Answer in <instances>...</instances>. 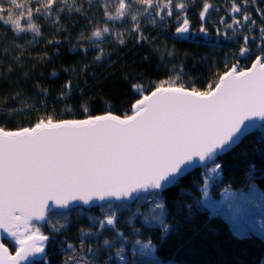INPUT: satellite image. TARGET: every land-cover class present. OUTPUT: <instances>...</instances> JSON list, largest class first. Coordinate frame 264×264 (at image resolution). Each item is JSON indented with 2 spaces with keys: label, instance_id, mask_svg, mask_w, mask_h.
<instances>
[{
  "label": "snow or ice",
  "instance_id": "snow-or-ice-1",
  "mask_svg": "<svg viewBox=\"0 0 264 264\" xmlns=\"http://www.w3.org/2000/svg\"><path fill=\"white\" fill-rule=\"evenodd\" d=\"M192 2L102 0V8L106 21L127 23L130 20L132 27L125 31L140 43L147 39L141 21L150 18V23L157 24V16L161 20L175 19L176 37H191L196 31L207 35L209 30L203 23L197 30L192 28L187 17ZM201 2L203 7L198 15L203 21L216 6L211 0ZM87 3L90 8L100 6V0H87ZM251 3L252 0H230L227 11L234 14L230 17L231 23L225 17H220L219 23L224 24L225 29H237L233 35L239 34L242 40L241 59L252 53L250 42L258 39L254 59L250 66H241L237 59L205 90L185 86L180 72L159 82H149L147 86L140 82L144 79L140 75L137 82L130 84L134 96L139 98L134 99L123 114H116L111 108L92 114L85 106L83 118L58 119L45 111L34 122L14 128L5 121L11 122L17 115L33 111V106L25 99L27 93L16 91L11 95V100L19 107L10 106L9 98L0 95V233H7L15 246L13 253L0 242V264H42L47 256L49 235L35 222L45 221L56 208L68 209L78 201L91 204L96 199L132 197L141 192L156 196L177 186L198 164L206 169L202 187L203 195L208 196L206 189L212 178L209 173L221 169L218 155L241 142L254 127L252 121L264 120V20L258 24L257 18L245 7ZM76 4L77 0H25L24 4L18 0H0V21L9 25L13 32L11 48L20 52L19 56H12V66L3 64L9 57V46L4 43L9 38L0 33V81H10V73L24 54L23 46L16 44L20 34L31 32L35 34L33 39L41 34L40 27L33 22L34 17L43 15L58 24L60 13L65 11L83 12L87 16L83 4L79 7ZM257 8L264 17V8L259 5ZM246 25L253 30L258 27L259 38L254 31L252 35L247 34ZM216 31L219 33V27ZM106 34H114L116 42L125 44V32L104 23L94 26L90 36L81 33L85 42L79 49L87 53L95 48L93 61H102L108 55L101 46ZM223 34L227 35V31ZM168 54L174 55V52ZM144 59L147 61L148 57ZM179 69L183 71L182 64ZM73 87L71 80L63 85L68 92ZM83 91L80 90L81 96ZM67 94L61 92L62 96ZM40 95L47 97L49 92L40 89ZM37 103L46 107L45 101ZM155 209L160 211L151 221L158 224L161 240H164L174 226L164 218L163 199L155 204L154 212ZM61 215L66 221V214ZM148 220L149 217H145V221ZM116 222L117 216L112 213L101 220L99 226L103 228L105 224L115 225ZM66 226V223H50L53 232ZM110 243L104 241L105 245ZM80 247L84 248L83 240ZM68 248L74 246L68 244ZM145 249H154L150 239L143 244L141 252ZM88 251H93L91 246ZM123 252V247L116 252L121 260ZM146 254L151 255V252ZM71 259L76 260V257ZM76 264H89V261L81 258Z\"/></svg>",
  "mask_w": 264,
  "mask_h": 264
},
{
  "label": "trees",
  "instance_id": "trees-1",
  "mask_svg": "<svg viewBox=\"0 0 264 264\" xmlns=\"http://www.w3.org/2000/svg\"><path fill=\"white\" fill-rule=\"evenodd\" d=\"M18 2L24 4L25 0ZM211 2L219 11L216 7L210 9L203 21L198 15L203 7L201 0H193L187 9V17L195 30L199 29L201 23L209 30L207 35L196 31L195 37L187 39L175 36L177 23L174 18L159 22L156 28L147 29L149 33L143 34L147 39L140 43L124 27L114 28L112 23L105 22L112 29L125 32V44L121 45L116 42L115 36L111 37L104 46L108 55L99 62L93 61L95 48L85 53L79 46L85 42L81 33L90 36L95 24L104 17L101 0L100 6L92 8L88 6L87 0H77L76 7L83 4L87 16L83 12L65 11L60 13L58 24L43 15L34 17L33 22L40 27L41 34L28 43L22 39L25 35L17 38L24 54L20 57L19 65H15L14 71L10 73V81H0V95L9 98L10 106L19 107L13 103L11 95L20 91L27 93L25 99H29L34 110L17 115L11 122L5 121L6 125L13 128L26 126L44 115L45 111L58 119L83 118L85 106L92 114H101L109 108L116 114H123L132 101L139 98L134 96L130 84L137 82L140 75L144 77L140 82L147 86L149 82H159L180 72L185 86L205 90L209 83L217 79L218 74L227 70L226 66L237 59H240L241 66H250L257 51L255 45L258 39L250 42L252 53L241 59L239 48L242 40L239 34L233 35L237 29H225V25L219 23L220 17H225L231 23L230 17L234 14L227 11L230 0ZM257 5L264 8L260 0H252L251 5L245 7L253 13L259 24L264 17L260 16ZM35 6L33 3L32 7ZM99 8L102 18L98 15ZM3 26L4 23L0 21V33L9 38L4 42L9 46V57L2 63L12 66V56H19L20 52L11 48L12 36L3 30ZM125 26L129 28V25ZM225 31L227 35L223 34ZM244 31L249 35L254 31L257 38L260 36L258 27L253 30L246 25ZM169 52H174V55H169ZM145 56L148 57L147 61ZM181 64L183 71L179 69ZM174 65L177 67L174 68ZM69 80L74 85L70 92L63 88ZM40 89H47L49 95L41 96ZM81 89L84 90L82 96ZM62 91L68 94L62 96ZM37 101H45L46 107ZM217 160L223 175L212 183L211 190L215 198H220L225 188L248 189L252 183L264 192V124L247 134L235 147L220 154ZM205 173L204 166H199L185 174L177 186L156 196L146 194L132 203L109 202L52 212L48 221L39 225L49 235L47 256L42 264H63L65 253L62 248L69 243L78 248L81 240L92 247V252L97 253L92 261L103 263L111 259L118 248L130 251L134 249L136 241L149 239L155 247L156 257L163 262L264 264V235L253 230L237 234L228 220L203 205ZM161 199L165 203L164 218L174 226L164 240H161L158 224L151 221L156 214L153 208ZM112 213L117 216L116 224H105L100 228L99 222ZM61 214H66V221ZM145 217H149V220L145 221ZM57 222L66 223V228L53 232L50 223ZM105 240L111 243L105 245ZM4 242L15 251L10 240ZM144 264L157 263L150 261Z\"/></svg>",
  "mask_w": 264,
  "mask_h": 264
},
{
  "label": "rangeland",
  "instance_id": "rangeland-1",
  "mask_svg": "<svg viewBox=\"0 0 264 264\" xmlns=\"http://www.w3.org/2000/svg\"><path fill=\"white\" fill-rule=\"evenodd\" d=\"M101 13H102V11L99 8L98 15H100L102 18ZM156 19H157V24L150 23V18H145L141 21V27L143 29V34L149 33V31H147V29L149 30L153 27L156 28V27H158L159 22L164 21V20H161L159 18V16H157ZM105 22H108L110 24L112 23L113 24L112 27H114V28H116V26H122V28L124 27V29H126L127 27L125 25H129V28L132 27V22L130 20L127 23L125 21H122V20L105 21L104 17L95 25L102 26ZM22 23H23V21H22ZM192 28H193V30H195L193 26H192ZM3 30L10 32V35L13 36V32L10 30L9 25L4 24ZM119 31H121V30H119ZM121 32H123V31H121ZM22 35H25L24 38H22V39H25V42L28 43V42H31L33 40V37L35 34H33L31 32H25V33H21L20 37ZM108 36L113 37L114 34H106V38L103 39L101 46L104 47L105 44L107 43V41L110 39V38H107ZM18 39H19V37H18ZM93 40H96V38H93ZM18 43H21V42H19V40H17L16 44L18 45ZM208 167L211 168L212 165L209 163ZM191 172H192V170H191ZM209 175L212 178L210 180H208V187L206 189V191L208 192V196L205 197L203 195V197H202L203 205L208 207L213 213H218V214L222 215L226 220H228L229 223L231 224L232 229L237 234H244V233H247L249 230H253V231H255L261 235H264V192L257 185L252 183L248 189L236 190V189H233L231 187L225 188L221 192L220 198L217 199L212 194V190H211L212 189V183L215 179L219 178L223 174L221 172V169H219L217 171V173H209ZM204 191H205V189L203 188V192ZM143 196L144 195H141L138 198H141ZM112 202H114V201H112ZM121 203H124V202H121ZM80 206H84V205L71 206L69 208V210L76 208V207H80ZM69 210L67 209V210L58 211V212H65V211H69ZM155 210H156V213H158L160 211V209H155ZM52 212H54V211H52ZM52 212H50V213H52ZM48 216H49V214H48ZM35 223H37V225L39 226L41 224H44L45 222L44 221H36ZM5 240H11V238L7 237L6 239H4V241ZM147 242L148 241H141V243H139V244L135 243L133 250L124 251L122 253V255L124 257L123 260H121L120 257L116 255V252H117L116 251V252H114V255L111 257L112 260L108 259L107 261H105L103 263H95L92 261L93 257H95L97 253L95 254V252L91 253L88 251V247L90 246L89 244H84V248H81L80 246L77 248V247H75L74 244L69 243V244H72L74 246V248L69 249L68 244L64 248H62L63 253H65V255H64L65 257L63 259V264H65L66 261H67V264H76V261L81 260V258H87V260L89 261V264H144V263H148L150 261H155V263H157V264H180V263L176 262V260L175 261H168V262L160 261L161 259L156 257V254L154 251L155 247H154V249H145L143 252H141V249L143 248V244L147 243ZM12 244H14V243L12 242ZM148 252H151V255H147L146 253H148ZM72 257H76V260L71 259Z\"/></svg>",
  "mask_w": 264,
  "mask_h": 264
},
{
  "label": "water",
  "instance_id": "water-1",
  "mask_svg": "<svg viewBox=\"0 0 264 264\" xmlns=\"http://www.w3.org/2000/svg\"><path fill=\"white\" fill-rule=\"evenodd\" d=\"M196 34H194L193 36H195ZM187 38H189V37H183L182 39H187ZM251 123H253L254 124V127L248 132V133H246L245 134V136L247 135V134H249V133H251L252 131H254L256 128H258L260 125H262V124H264V120H260L259 118H257V119H255L254 121H252ZM244 136V137H245ZM243 137V138H244ZM242 138V139H243ZM242 141V140H241ZM240 143V142H239ZM238 143V144H239ZM237 145V144H236ZM236 145H234L233 147H235ZM232 147V148H233ZM231 148V149H232ZM229 151V150H228ZM227 152V151H226ZM225 153V152H224ZM220 154H222V153H220ZM219 154V155H220ZM218 155V156H219ZM199 166H203L202 164H198L197 166H195L194 168H192L191 170H193V169H195V168H197V167H199ZM190 170V171H191ZM189 171V172H190ZM188 172V173H189ZM150 192H141V193H134L133 194V196L132 197H126V198H121V199H117V198H115V197H108V198H106L105 200H99V199H96V200H94L91 204H84L82 201H78V202H75L73 205H71V206H78V205H84V206H95V205H101V204H105V203H108V202H112V201H114V202H134V201H136V199L138 198V197H140L141 195H144V194H149ZM70 206V207H71ZM69 207V208H70ZM69 208H68V210H69ZM55 210H57V211H63V210H67V209H59V208H56V209H53L52 211H55ZM52 211H50V212H52ZM49 212V213H50ZM45 222V221H44ZM0 237H2V240H0V242H3L4 243V239H6L8 236H7V233H0ZM5 244V243H4ZM6 245V244H5ZM7 246V245H6ZM8 247V246H7ZM9 248V247H8ZM9 250H10V248H9ZM11 251V250H10ZM12 252V251H11Z\"/></svg>",
  "mask_w": 264,
  "mask_h": 264
},
{
  "label": "bare ground",
  "instance_id": "bare-ground-1",
  "mask_svg": "<svg viewBox=\"0 0 264 264\" xmlns=\"http://www.w3.org/2000/svg\"><path fill=\"white\" fill-rule=\"evenodd\" d=\"M195 36H196V35H195ZM195 36H193V35H192V37H195ZM189 38H190V37H189ZM144 195H146V194H144ZM54 212H55V213H57L58 211H57V210H55ZM50 214H51V213H49V215H50ZM48 218H49V216L47 217V219L45 220V222H47V221H48ZM41 225H42V224H41ZM64 257H65V256H64ZM64 257H63V259H64Z\"/></svg>",
  "mask_w": 264,
  "mask_h": 264
}]
</instances>
